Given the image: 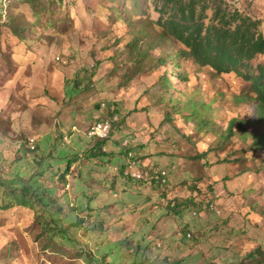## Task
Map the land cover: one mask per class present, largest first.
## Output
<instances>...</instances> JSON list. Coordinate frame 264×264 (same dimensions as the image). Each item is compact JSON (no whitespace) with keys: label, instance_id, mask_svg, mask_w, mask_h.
Here are the masks:
<instances>
[{"label":"rangeland","instance_id":"1","mask_svg":"<svg viewBox=\"0 0 264 264\" xmlns=\"http://www.w3.org/2000/svg\"><path fill=\"white\" fill-rule=\"evenodd\" d=\"M201 2L206 26L221 6L264 35V0ZM171 7L0 0V264H264V143L254 135L263 128L244 122L256 103L236 100L250 82L187 58L182 82L171 59L160 64L162 45L148 57L130 47L131 20L155 22ZM186 99L204 103L211 125L178 110ZM107 118L110 139L89 136ZM231 119L243 122L228 136ZM129 150L168 180L131 179Z\"/></svg>","mask_w":264,"mask_h":264},{"label":"trees","instance_id":"2","mask_svg":"<svg viewBox=\"0 0 264 264\" xmlns=\"http://www.w3.org/2000/svg\"><path fill=\"white\" fill-rule=\"evenodd\" d=\"M164 2L168 6L172 5L171 12L167 14L168 17H166L165 12H161L157 21L141 22L137 26L131 20L130 26L134 38L130 47L139 52L140 55L148 57L151 49L156 48V45H162L164 56L159 59L160 64L165 70L168 58L171 59L174 63V71L182 82L187 79V75L177 71L179 70V59L186 58L192 60L201 68H211L219 76L235 73L244 81L250 82L249 92L236 96V100L256 103L257 117L253 121L244 122H253L254 126L263 128L259 133H254L258 138V143L263 144L264 65L254 66L252 64V61L258 55L264 54V35L256 33L257 24L249 22L250 20L247 18H242L238 12L230 15L221 6H216L211 24L206 26L204 21L209 6L201 0H190L188 2L185 0H164ZM121 12L126 16V10L121 9ZM1 16L0 11V19ZM126 22H128V19H126ZM145 39L149 41H147V46L144 47ZM165 43L169 44L166 48L164 47ZM176 47H178L177 51L175 50ZM173 85L167 78L166 86L171 88ZM175 90L180 96L186 97L184 91ZM186 100L187 102H182L183 107L178 108V110H181L185 116L187 113L193 115L194 122H198L197 126L199 128L203 129L208 126L212 122L210 117L201 115L202 109L206 108L204 103L202 104V102L193 99ZM172 112L169 111L167 114L170 120L173 119ZM236 122L242 123L243 121L231 119L225 128L228 136L233 132ZM113 132L114 127L112 134ZM248 134L252 133L249 132ZM110 137L101 140L105 141ZM133 156L131 157L133 158ZM130 178L132 179V177ZM20 205L28 207V202L24 200ZM51 224L52 226L55 225L52 222ZM59 231L65 233L66 230L59 227Z\"/></svg>","mask_w":264,"mask_h":264},{"label":"built area","instance_id":"3","mask_svg":"<svg viewBox=\"0 0 264 264\" xmlns=\"http://www.w3.org/2000/svg\"><path fill=\"white\" fill-rule=\"evenodd\" d=\"M114 127V119L107 118L94 123L89 129V136L93 138L105 139L111 136ZM125 144H129L128 141H125ZM29 147L33 150L36 148V140L30 139ZM133 156V153H130ZM125 173L132 177V179L142 182H148L150 184H154L155 182L164 183L168 180L169 172L166 169H156V170H147L142 171L139 168V163L133 158H130V161L127 164ZM205 210L211 209L216 213H221V210L215 206L214 202L208 201L204 207ZM197 213V212H195Z\"/></svg>","mask_w":264,"mask_h":264}]
</instances>
